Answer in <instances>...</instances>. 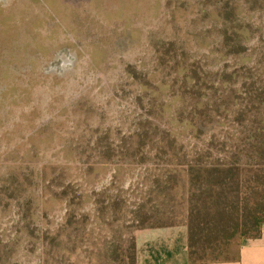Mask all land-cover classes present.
Instances as JSON below:
<instances>
[{"label":"rangeland","instance_id":"1","mask_svg":"<svg viewBox=\"0 0 264 264\" xmlns=\"http://www.w3.org/2000/svg\"><path fill=\"white\" fill-rule=\"evenodd\" d=\"M226 1L0 0V264H41L42 240L52 244L66 213L56 243L64 253L55 260L117 264L136 226L135 204L146 203L141 218L151 208L159 213L149 225L183 220L182 184L170 199L151 184L171 157L205 148L213 135V154L253 156L264 83H219L225 62L210 54L221 28L212 18ZM258 13L248 21L255 36L264 30ZM254 60L226 73L259 77ZM207 100L211 109L232 106L227 114L224 105L206 111L212 129L198 140L177 115ZM133 135L150 138L137 145ZM163 135L175 139L171 149ZM99 195L104 206L120 197L124 213L97 216Z\"/></svg>","mask_w":264,"mask_h":264},{"label":"trees","instance_id":"2","mask_svg":"<svg viewBox=\"0 0 264 264\" xmlns=\"http://www.w3.org/2000/svg\"><path fill=\"white\" fill-rule=\"evenodd\" d=\"M255 10L260 12L258 14L264 21V0L262 2L260 0H227L212 18L215 27L221 25V28H219L217 43L214 44L210 54L214 62H225L221 69L222 73L215 75L219 83L235 84L240 79L243 83L253 81L255 78V83H264V30L260 27L257 30L260 35L255 36L248 23ZM255 37L258 39L256 47L250 48V43ZM254 58L253 70L260 73L259 77L254 74L250 77L249 71L245 76L237 78L236 69L226 73L231 67L248 65ZM187 81L188 79L184 78L183 84L185 85ZM257 97L260 99V105L264 106V89L257 94ZM211 105L210 100L196 101L184 119L177 115L184 129L198 140L201 135L212 129V122H205L202 115L209 113L206 112L209 110L219 112L223 105L227 114L232 106V104L214 105L211 109ZM165 106L171 108L172 105L168 103ZM184 110L185 107L182 108V111ZM245 111L246 108L243 107L239 113L242 114ZM163 113L165 114V110ZM260 125L262 129L253 139L259 144L253 149V156L225 149L219 150L218 154H213L211 148L216 141V136L213 135L204 144L205 148L197 147L194 151L193 148L189 155L184 154L179 160H173L171 157L169 161L171 168L165 174L151 176L154 179L151 184L168 199L173 196L174 188L172 187L182 184L181 197L185 205L183 220L149 225L147 221L157 219L159 213L151 208L150 213L142 214L143 218H141L139 214L144 210L146 203L143 201L142 204H135L133 224L136 226L133 228L134 232L130 239L123 243L126 246L120 252L117 264H136L134 233L143 229L185 225L188 234L187 256L190 264L229 262L231 261L228 258L229 249L235 241L239 240L242 244L245 240L258 239L264 226V118L260 120ZM132 138L133 140L140 138L137 140V145H145V141L150 137L133 135ZM162 139V143L170 149L175 143V139H170V136L163 135ZM142 147L139 146L136 153L140 152ZM152 191L154 190L149 191L145 196L149 197ZM78 199L76 209L82 206L81 198ZM104 203L102 195H99L97 202H93L92 207L97 216H102L107 209L114 211L116 216L122 215L125 211V203L120 197L112 199L107 206H104ZM69 217V213H66L63 224L54 230V237L50 241L52 244H47V239L42 240L41 264H60L55 258L64 253V247L63 244L56 243L69 224Z\"/></svg>","mask_w":264,"mask_h":264},{"label":"crops","instance_id":"3","mask_svg":"<svg viewBox=\"0 0 264 264\" xmlns=\"http://www.w3.org/2000/svg\"><path fill=\"white\" fill-rule=\"evenodd\" d=\"M136 264H190L185 225L143 229L134 233ZM210 264H264V226L256 240H245L236 259Z\"/></svg>","mask_w":264,"mask_h":264}]
</instances>
